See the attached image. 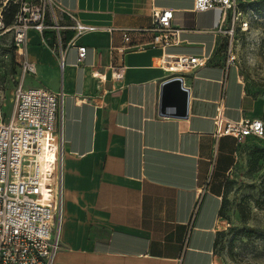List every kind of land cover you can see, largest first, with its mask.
Masks as SVG:
<instances>
[{"label": "crops", "instance_id": "obj_1", "mask_svg": "<svg viewBox=\"0 0 264 264\" xmlns=\"http://www.w3.org/2000/svg\"><path fill=\"white\" fill-rule=\"evenodd\" d=\"M54 1L89 29L76 36V20L56 10L59 33L32 30L26 46L36 73L23 78L24 88L66 95L61 247L54 264H219L225 186L248 137L215 140V118L221 105L232 120L264 117V97L248 91L237 68L217 55L232 13L196 11L195 0ZM153 8L174 11L178 45L163 51L149 32L124 41L122 29L152 26ZM82 45L87 52L80 61ZM13 49L11 34L0 37V55L15 64V90L21 77ZM162 53L207 57L183 74L187 116L175 107L160 113L164 84L177 77L155 65Z\"/></svg>", "mask_w": 264, "mask_h": 264}, {"label": "built area", "instance_id": "obj_2", "mask_svg": "<svg viewBox=\"0 0 264 264\" xmlns=\"http://www.w3.org/2000/svg\"><path fill=\"white\" fill-rule=\"evenodd\" d=\"M10 5L16 6V13L12 22L7 23ZM194 8L196 11L219 8L225 15L232 13L233 28L241 15L237 0H195ZM56 10L67 13L54 0H0V37L12 35L13 55L21 77L13 93V112L7 121L2 114L3 95L0 92V264H54L61 247L63 104L66 95L44 88H24L22 84L26 75L36 73L35 65L26 57L28 33L32 30L43 33L47 29L59 33L62 27ZM49 16L52 23H48ZM173 19V10L153 8L152 26L139 30L122 29L124 41L131 42L133 32H149L153 35L152 43L163 51L178 45L181 29L174 26ZM75 20L72 28L76 36L89 30ZM247 26L244 24V30ZM58 42L59 65L64 69L66 48L60 35ZM232 49L231 45L227 53L228 65L236 62ZM77 50L82 61L87 47L78 46ZM206 61L204 56L162 53L155 65L183 81V74L192 72ZM93 75L106 81L103 73L94 72ZM113 76L116 79L122 77L117 72ZM215 124V140L232 136L238 142L247 137L264 141L262 119L232 120L224 114V105L220 107Z\"/></svg>", "mask_w": 264, "mask_h": 264}, {"label": "rangeland", "instance_id": "obj_3", "mask_svg": "<svg viewBox=\"0 0 264 264\" xmlns=\"http://www.w3.org/2000/svg\"><path fill=\"white\" fill-rule=\"evenodd\" d=\"M254 1L258 0H237L241 15L234 28L232 19L226 22L229 33L217 55L226 60L232 45L236 56L234 66L246 89L264 97V14L253 9ZM244 24H248L246 30ZM15 70L13 60L7 61L1 54V109L5 121L13 112ZM31 82L28 76L26 85ZM257 149H264V141L248 137L226 182L225 224L217 244L219 264H264V159H255Z\"/></svg>", "mask_w": 264, "mask_h": 264}, {"label": "water", "instance_id": "obj_4", "mask_svg": "<svg viewBox=\"0 0 264 264\" xmlns=\"http://www.w3.org/2000/svg\"><path fill=\"white\" fill-rule=\"evenodd\" d=\"M189 91L183 87V81L175 77L164 84L162 91L160 113L167 114V109L175 107L179 110L178 116H187Z\"/></svg>", "mask_w": 264, "mask_h": 264}, {"label": "trees", "instance_id": "obj_5", "mask_svg": "<svg viewBox=\"0 0 264 264\" xmlns=\"http://www.w3.org/2000/svg\"><path fill=\"white\" fill-rule=\"evenodd\" d=\"M251 6L258 13L264 14V0L254 1L251 4ZM15 13H16V6L10 5V7L8 8L7 13H6V22L7 23H11L12 22ZM254 157H255L256 160L264 159V149H257L254 152Z\"/></svg>", "mask_w": 264, "mask_h": 264}]
</instances>
